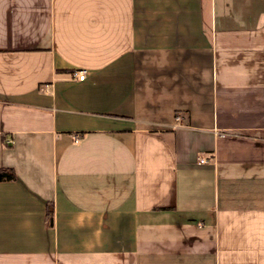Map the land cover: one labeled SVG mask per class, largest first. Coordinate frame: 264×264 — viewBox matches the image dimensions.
Instances as JSON below:
<instances>
[{"label": "crops", "instance_id": "crops-1", "mask_svg": "<svg viewBox=\"0 0 264 264\" xmlns=\"http://www.w3.org/2000/svg\"><path fill=\"white\" fill-rule=\"evenodd\" d=\"M0 168V264H264V0H0Z\"/></svg>", "mask_w": 264, "mask_h": 264}, {"label": "trees", "instance_id": "trees-1", "mask_svg": "<svg viewBox=\"0 0 264 264\" xmlns=\"http://www.w3.org/2000/svg\"><path fill=\"white\" fill-rule=\"evenodd\" d=\"M9 144V143H7ZM16 179V173L11 168H0V181H11ZM48 222L50 226H53V215L48 214Z\"/></svg>", "mask_w": 264, "mask_h": 264}, {"label": "built area", "instance_id": "built-area-1", "mask_svg": "<svg viewBox=\"0 0 264 264\" xmlns=\"http://www.w3.org/2000/svg\"><path fill=\"white\" fill-rule=\"evenodd\" d=\"M86 71L85 70H81V71H79V72H77L76 73V77L79 79V80H84L85 78H86ZM176 120H177V122H181V117L180 116H178L177 118H176ZM9 143H11L12 142V139H9V141H8ZM201 163H206V160H204V159H202L201 160Z\"/></svg>", "mask_w": 264, "mask_h": 264}]
</instances>
